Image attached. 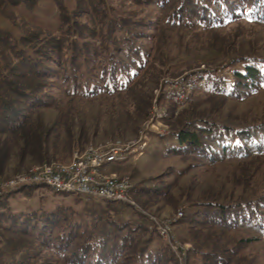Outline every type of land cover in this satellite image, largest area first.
Instances as JSON below:
<instances>
[{
    "label": "trees",
    "instance_id": "16d2710c",
    "mask_svg": "<svg viewBox=\"0 0 264 264\" xmlns=\"http://www.w3.org/2000/svg\"><path fill=\"white\" fill-rule=\"evenodd\" d=\"M49 1L58 14L56 25L46 27L37 16L42 0H0V174L9 153L7 144L17 138L40 147L39 161L58 159L60 147L50 145L49 130L32 119L40 108L56 106L62 99L123 98L131 99L132 107L145 118L150 102L147 80L155 82L162 74L181 75L213 61L223 48L235 44L234 36L227 41L216 35L207 42L210 55L167 64L165 45L172 32L191 33L193 42L180 38L178 48L192 53L190 47L196 46L201 33H219L225 25L245 20L264 23V0H121L126 5L112 0ZM221 65L233 67V81H208L176 114L172 93L161 92V99L171 107L167 122L176 140L171 152L190 160L187 167L240 163L245 172L249 163L264 158V120H216L209 116L215 107L210 111L197 105L207 99H216L217 105L243 99L261 88L264 57L238 52ZM201 90L206 97H194ZM39 187L47 186L25 185L16 191L29 196ZM164 188L129 191L138 203L137 193L165 197L168 185ZM11 192L0 194V264H52L47 250L66 254L77 264H177L175 253L127 201L89 197L82 210L57 204L50 209L13 211L7 203ZM188 222L189 232L204 226L243 232L237 247L263 239L264 190L234 201L204 197L197 201ZM204 238L210 242L193 240L189 258H198L200 264H235V250L219 248L216 237Z\"/></svg>",
    "mask_w": 264,
    "mask_h": 264
},
{
    "label": "rangeland",
    "instance_id": "374dc122",
    "mask_svg": "<svg viewBox=\"0 0 264 264\" xmlns=\"http://www.w3.org/2000/svg\"><path fill=\"white\" fill-rule=\"evenodd\" d=\"M112 1L123 4L121 0ZM41 5L42 7L37 10L41 24L46 27L56 25L58 14L56 5L49 0H42ZM218 31L219 33L213 31L200 34L201 38L199 37L200 40L196 44L198 55L196 50L194 51L196 46H188L192 49V53H188L189 48L185 50L182 47L178 48L180 38L182 42L191 41V33L181 31L182 36H179L176 31L171 33L165 45L168 50L165 62L167 64L169 61L176 60L178 62L184 58L210 55L212 52L209 51L210 44L208 45L207 42L209 38L216 35L227 41H231V37L234 36L235 44L231 48H223V51L218 52L213 61L204 62L197 67L187 69L181 75L162 74L155 82L147 80L148 90L146 87L144 88L150 96V102L148 115L145 118L141 117L132 107L131 99L123 98L98 99L89 102L62 99L56 106L40 108L35 111L32 114V119L44 130H49L47 139L50 141V145L55 143L60 147L61 152H58L57 160L39 161L37 156L41 149L36 143H27L24 139L18 138L8 142L9 153L2 164L0 191H3L2 193L15 191L7 197L10 209L13 211H27L38 207L50 209L57 204H65L73 206L76 210H82L85 201L89 199L88 197L81 196V199L77 201L76 194H61L51 190L48 188L49 186L39 187L28 196L22 191H16L19 188L7 190L2 185L12 181V179H17L21 173L39 167L44 162L68 165L74 160L86 161V155L90 148L102 149L109 145L131 142L137 139L142 129L160 122L161 127L170 132L166 137L147 132L144 137H149V145L143 148L140 156L114 163H111V159H106L104 164L108 166H102L101 172L108 173L110 178L112 176L116 178L128 177L134 184L133 190L137 187L153 189L155 187L164 188L168 185V193L165 197L137 193L134 195L140 200L137 203L131 197L133 191H129L127 193L129 201L127 202L133 206V210L145 217L149 228L159 236L160 234L150 224L147 214H150V217H157L156 219L159 220H168L174 217L179 209H183V216L172 227L174 240L187 246L186 257L183 262L174 255L177 264H200L198 258H189V253L192 250L193 240H210H206L204 237H216L215 242L219 248L235 250V264H264V238L237 247V238L243 237V232L237 230L223 231L211 226L196 227L189 232L188 222V216L195 210L197 201L204 199V197L209 200L224 202L234 201L238 198L250 199L260 194L264 190V158L249 163L248 170L245 172L240 167V163H218L212 166L190 165L187 167L190 160L182 159L171 152V149L176 146V140L171 134V127L167 122L171 109L169 110L168 100L164 101L160 97L162 91L176 90L178 85L175 83L191 79L200 72L204 74L207 82L217 79L224 84H229L227 82H232L234 79L233 67L222 66L221 64L226 62L228 57L235 56L238 52L264 57V23L252 24L245 20L240 23L234 22L225 25ZM180 63L179 61L177 64ZM236 67L241 68L242 65L238 64ZM203 90L196 93L194 97L200 95V97L205 98L206 94ZM53 92L56 94L58 90ZM193 94L194 92L188 98L189 100ZM187 102L181 105L176 101L174 114ZM197 106L199 109H211L210 111L215 107L216 109L209 116H213L216 120L237 118L247 123L263 121L264 85L243 99H228L220 105H217L216 99H207ZM165 114H168L167 117ZM40 127L39 129H42ZM43 129L40 130L41 134ZM1 140L2 136H0V142ZM77 140L82 142L79 147L75 145ZM61 147H66V149ZM140 149L141 141L133 145V150ZM180 170L183 171L179 173ZM160 238L173 251L168 242L161 236ZM47 255L51 258L52 264H77L71 261L66 254L57 251L47 250ZM6 256L10 257L11 255L7 253Z\"/></svg>",
    "mask_w": 264,
    "mask_h": 264
},
{
    "label": "built area",
    "instance_id": "2783aa9c",
    "mask_svg": "<svg viewBox=\"0 0 264 264\" xmlns=\"http://www.w3.org/2000/svg\"><path fill=\"white\" fill-rule=\"evenodd\" d=\"M198 73L191 79H188V86L186 88H179V82L175 83L178 88L175 90V99L180 97L181 90L191 91L195 88V79ZM143 130H149L153 134L160 137H166L168 134L158 132L155 130V123ZM136 140H141V149L133 150V144L120 145V148L111 150H102L91 152L86 161L69 162L67 167H51L44 163V167L40 172H33L27 178L20 179V181H8L2 185L7 190H10L12 185L20 183H31L47 181L49 188L61 187V189H74V194L85 197L98 198V195H105V200L126 202V190H132L134 184L128 177L124 176V180H111L108 178V173H102L101 168L96 167V160L100 159L101 155H111V163L122 161L130 157H138L141 155L143 148L149 145V137H142V132ZM110 163V164H111ZM1 187V189H2ZM3 191H0V194ZM179 213H183L181 208ZM178 216V215H177ZM176 217V216H175ZM172 217L171 219H174ZM152 227L156 230H162L163 235L171 239V244L180 259V248L175 243L172 235L166 232V224L155 223L152 219L148 218Z\"/></svg>",
    "mask_w": 264,
    "mask_h": 264
},
{
    "label": "bare ground",
    "instance_id": "6f19581e",
    "mask_svg": "<svg viewBox=\"0 0 264 264\" xmlns=\"http://www.w3.org/2000/svg\"><path fill=\"white\" fill-rule=\"evenodd\" d=\"M203 72V71H202ZM206 76V75H205ZM208 79H210V78H208ZM180 81V80H179ZM226 82V81H225ZM207 83V80L205 79V77H204V74H201V72L200 73H198V76H196V79H195V88L191 91V94L196 90V89H198V88H200V87H202L203 85H205ZM188 86V79H186V80H184V81H180L179 82V88H186ZM170 90H172V89H170ZM172 91H173V93H172ZM171 91V93L173 94V98H175V90H172ZM189 92H188V90H181L180 91V97H177L176 99H174V100H176L177 101V103H179V104H181V105H183V104H185L189 99V97H190V95H191ZM156 98V97H155ZM175 101V102H176ZM154 102V101H153ZM155 103H156V101H155ZM157 105V104H156ZM155 106V105H154ZM178 106V105H177ZM157 107V106H156ZM166 111V110H165ZM168 111V110H167ZM152 112V111H151ZM160 113V112H159ZM151 114V113H150ZM168 115V114H167ZM167 115L165 114V116L167 117ZM152 116V115H151ZM157 116V115H156ZM158 116H161V114H158ZM164 117V116H163ZM163 120H164V118H163ZM147 121V120H146ZM158 121V120H157ZM161 121V120H160ZM165 121V120H164ZM163 121V122H164ZM162 122V121H161ZM157 126H159V127H157ZM148 128V127H147ZM167 128V127H166ZM155 130L156 131H158V132H162V133H165V134H169L170 132H169V130H167V129H165V128H163V127H161V123L160 122H157V123H155ZM142 132V137H144L145 136V134L147 133V132H149V130H141L140 132H139V135H140V133ZM138 135V134H137ZM139 135H138V137H139ZM137 137V138H138ZM139 141H141V140H133V141H131V142H127V143H121V144H117V145H109L108 147H105V148H102V149H93V148H90L89 149V151H88V153H87V155H86V159H87V157L90 155V153L91 152H96V151H102V150H111V149H117V148H120V145H131V144H133V145H135V144H137ZM75 156V155H74ZM76 157V156H75ZM106 159H111V155H101L100 156V159L99 160H96V167H102V166H104V163H105V160ZM75 161H78V160H74L73 162H75ZM80 161H82V160H80ZM48 164V166H51V167H58V164L59 163H47ZM39 166V165H38ZM59 166L60 167H67V165L65 164V165H62V164H59ZM34 167V166H33ZM44 167V163H42V165H40L39 167H37V168H35V169H31L30 171H28V172H24V173H21V175H19L18 177H17V179H12V181H20V179H23V178H27V176H29L31 173H33V172H40L41 171V169ZM109 176V175H108ZM113 177V178H112ZM111 178L110 177H108L109 179H111V180H124V177H118V178H116V177H114V176H112ZM32 184H35V185H42V186H49V182H47V181H40V182H31V183H20V184H16V185H12L11 187H10V190H16V189H18V188H20V187H22V186H25V185H32ZM53 188H55L57 191H59V192H62V193H66V194H74V189H61V187H53ZM129 192V190H126V201H129V199H127V193ZM98 198H101V199H105V195H98ZM179 211H180V209L177 211V213H176V217L174 218V219H168V220H159V219H156V218H154V217H150V219H152V221H154L155 223H161V224H166V232L167 233H169L170 235H172V226H173V224H174V222L177 220V219H179L181 216H182V214L183 213H179ZM178 215V216H177ZM158 231V233L160 234V236L163 238V239H165L167 242H168V244L171 246V248H172V250H173V253H175V256L179 259V257L176 255V252H175V250H174V248H173V246H172V244H171V239H169V238H167L165 235H163V232H162V230H157ZM173 237V236H172ZM176 239V238H175ZM165 241V242H166ZM180 242V241H179ZM175 243L177 244V246L178 247H181L180 248V259H179V261H181V262H183L184 261V258L186 257L185 255H186V248H185V245H181V244H179L176 240H175Z\"/></svg>",
    "mask_w": 264,
    "mask_h": 264
}]
</instances>
